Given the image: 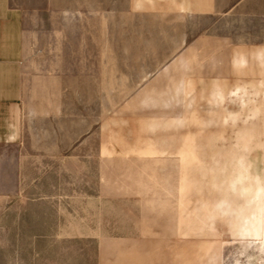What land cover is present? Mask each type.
Returning <instances> with one entry per match:
<instances>
[{
    "label": "rangeland",
    "instance_id": "1",
    "mask_svg": "<svg viewBox=\"0 0 264 264\" xmlns=\"http://www.w3.org/2000/svg\"><path fill=\"white\" fill-rule=\"evenodd\" d=\"M112 3L80 8L117 48L100 122L53 103L0 168V264H264V24Z\"/></svg>",
    "mask_w": 264,
    "mask_h": 264
},
{
    "label": "crops",
    "instance_id": "2",
    "mask_svg": "<svg viewBox=\"0 0 264 264\" xmlns=\"http://www.w3.org/2000/svg\"><path fill=\"white\" fill-rule=\"evenodd\" d=\"M109 1L117 2L109 6H133V0ZM166 1L171 3L163 6L189 9L190 18H196L191 23L264 24V0ZM85 2L0 0V168L16 166L15 153L31 150L29 141L36 136L38 114L45 120V128L49 119H59L53 116V103H76L82 109L93 105L100 122L101 88L116 83L117 48L110 42L111 36L104 47L100 42L98 47L94 41L86 44L80 12ZM54 88H59L61 97L56 101ZM60 119L68 121L69 116L62 113ZM94 119L95 113L92 129ZM91 148L101 151L99 142ZM131 206L138 208L136 203ZM171 231L177 233L180 227Z\"/></svg>",
    "mask_w": 264,
    "mask_h": 264
}]
</instances>
